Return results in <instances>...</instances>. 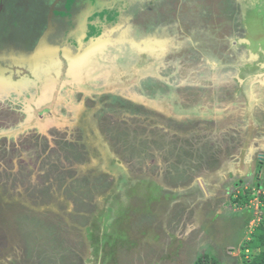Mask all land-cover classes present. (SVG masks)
<instances>
[{"label": "rangeland", "instance_id": "rangeland-1", "mask_svg": "<svg viewBox=\"0 0 264 264\" xmlns=\"http://www.w3.org/2000/svg\"><path fill=\"white\" fill-rule=\"evenodd\" d=\"M133 1L134 28L82 60L69 47L82 62L50 42L36 61L51 71L35 89L31 59L0 64V264H243L256 254L242 245L264 223V116L245 104V92L260 99L244 61L264 43L238 42L234 22L250 5L264 13V0ZM118 9L106 22L90 16L86 45L126 28Z\"/></svg>", "mask_w": 264, "mask_h": 264}, {"label": "flooded vegetation", "instance_id": "flooded-vegetation-1", "mask_svg": "<svg viewBox=\"0 0 264 264\" xmlns=\"http://www.w3.org/2000/svg\"><path fill=\"white\" fill-rule=\"evenodd\" d=\"M82 1L85 0H0V64L2 63V66L7 65V67L15 70V67H19L17 65L18 63H15L16 55L20 57V59L21 57L27 56L26 54L35 48L45 31H48L45 46H48L51 42L56 49L63 48L66 50L68 61L70 64H73L76 59L73 58L74 52H70L69 47L73 48L76 46L78 49L75 51L78 53L82 52L87 47L86 42L89 40L88 33V37L86 38L82 37L81 34L79 37V34H77L79 32L76 30V27L80 24V19H84L83 17L85 16L84 12L81 11V9H83L81 5ZM122 1L123 0H121L117 7L120 9L119 11H121V17H125L121 20H126V17L130 14V10H132L134 1H131L132 3L129 7H125ZM95 3V0H91L92 6L96 5ZM249 7L248 18L239 17L238 20H235L234 33L235 31H239L238 42L240 40L242 42L244 38L250 40L251 37L255 39L260 36L262 37L260 42L264 43V35L261 34L262 26H264V17H259L257 8L251 5ZM98 12L99 10L96 8L92 16H96ZM142 12H144V9ZM136 13L138 15V10ZM132 18L133 22L128 21L127 18L124 24L126 28L121 29V31L118 30L116 32L117 36L121 35L123 30L128 29L129 31V29L134 28L133 24L135 17L132 16ZM88 22L89 24L91 23L90 17L87 20V23ZM249 23H252V27ZM98 26H100V24ZM147 27H150V25ZM124 34H126V32ZM73 40H75V42H72ZM81 40H83L84 43H82ZM230 42L232 43L233 41L231 40ZM257 43H259V41ZM255 45L256 43L250 45L252 58H247V62L244 63L245 68L251 75L249 80L245 83L250 84V86H256L255 89L257 88L256 91L259 92L257 97L260 100L255 99V94L252 101L250 100V96L252 97L253 92H245L244 95L247 97L245 104H247V102L248 104L251 103L252 108L250 111L256 112L259 117H262L264 116V105L261 102L262 100L264 102V50L260 49L259 53L253 51L255 50ZM257 49L259 50V48ZM5 56L7 61H5ZM1 59H3V61H1ZM77 62L82 61L78 59L76 60V63ZM26 65L27 64H25V66ZM69 66L70 65H68V67ZM6 69L7 68L0 69V83L5 79L4 74ZM41 69L42 68H39L38 70L42 73ZM50 71L51 68H48V72L45 71L42 73V76L47 77ZM40 77L41 76H33V79L26 78V88L29 90L31 88L35 89L37 85L36 81H38L36 79ZM9 84L8 88L13 89L14 85L11 82H9ZM15 86L18 88L19 84ZM258 130L262 132L260 128H258Z\"/></svg>", "mask_w": 264, "mask_h": 264}, {"label": "crops", "instance_id": "crops-1", "mask_svg": "<svg viewBox=\"0 0 264 264\" xmlns=\"http://www.w3.org/2000/svg\"><path fill=\"white\" fill-rule=\"evenodd\" d=\"M120 1L121 0H95V2H96L95 4L96 5H93V6L91 4V0L82 1L81 5L83 6V9H81V11L84 12L85 16L83 17L84 19H82V18L80 19L81 20L80 24L76 27V30L79 32V33H77V34H79V37H80V34H81L82 37L86 38V36L89 34V26H88L89 22L87 23V20L95 12L96 8L99 10L98 14L103 12L102 19H103L104 22H106L109 19L111 20L110 13L113 12V10H115V7H117V5H119V3H117V5H115L116 4L115 2H120ZM250 2H252V4H254V5H259L258 3L261 2V0H250ZM71 9H72V7H71ZM257 9L259 11L258 12L259 17L261 18V15L263 17V15H264V13L262 11L263 7L260 5ZM118 10H120V9H118ZM106 12L109 13V17L106 16ZM119 12H121V11H119ZM104 24L105 23H101V26L104 25ZM105 30H106V28H105ZM117 31H118V29H116L115 27H114V29L110 28V29L107 30L106 36L107 37L110 36V38L112 36H117L116 35ZM108 40H109V38H108ZM250 57L252 58V55ZM245 61H244V63H245Z\"/></svg>", "mask_w": 264, "mask_h": 264}, {"label": "water", "instance_id": "water-1", "mask_svg": "<svg viewBox=\"0 0 264 264\" xmlns=\"http://www.w3.org/2000/svg\"><path fill=\"white\" fill-rule=\"evenodd\" d=\"M107 30L108 29L104 30L103 33L100 36H98L97 39H95V41L90 39V42L89 44H87V47L82 52H79L81 60L87 57V55L91 54V52L94 53L95 51H98L99 47L103 45L105 41H107V36H106ZM47 36H48V31H45V33L40 37L39 41L37 42L35 48L31 52L26 54L27 55L26 58L28 60L29 59L32 60L31 65L33 67V70L37 73L36 76H42V73H44L45 71L48 72V68L41 67L39 63H37L36 61V59L39 56L44 57L45 54L48 53V51H46L48 49V46H45L47 41ZM52 48L55 49V47ZM39 68H42L41 69L42 73L38 70Z\"/></svg>", "mask_w": 264, "mask_h": 264}, {"label": "trees", "instance_id": "trees-1", "mask_svg": "<svg viewBox=\"0 0 264 264\" xmlns=\"http://www.w3.org/2000/svg\"><path fill=\"white\" fill-rule=\"evenodd\" d=\"M249 192L250 191H246V198H237V201L240 203V205H245L248 203V197L251 195ZM260 198L262 199V197ZM260 201H264V199ZM242 246L245 250L252 249L257 251L256 254H251L250 260L243 261V264H264V223L261 222L255 227L254 231L250 234V240L245 242V244ZM198 263V261L195 262V264Z\"/></svg>", "mask_w": 264, "mask_h": 264}, {"label": "built area", "instance_id": "built-area-1", "mask_svg": "<svg viewBox=\"0 0 264 264\" xmlns=\"http://www.w3.org/2000/svg\"><path fill=\"white\" fill-rule=\"evenodd\" d=\"M264 189V187L263 188H260V190H263ZM259 190V189H258ZM257 190V191H258ZM262 194H264V192H262ZM260 195L258 194V192H256V197H259Z\"/></svg>", "mask_w": 264, "mask_h": 264}, {"label": "clouds", "instance_id": "clouds-1", "mask_svg": "<svg viewBox=\"0 0 264 264\" xmlns=\"http://www.w3.org/2000/svg\"><path fill=\"white\" fill-rule=\"evenodd\" d=\"M260 188H263V187H260ZM260 188H258V189H260ZM258 189H257V190H258Z\"/></svg>", "mask_w": 264, "mask_h": 264}]
</instances>
